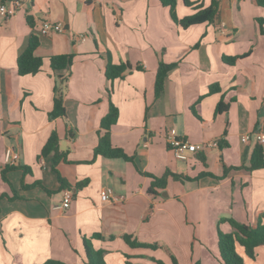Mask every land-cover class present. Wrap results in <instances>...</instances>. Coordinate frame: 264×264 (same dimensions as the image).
Here are the masks:
<instances>
[{"label":"crops","instance_id":"crops-1","mask_svg":"<svg viewBox=\"0 0 264 264\" xmlns=\"http://www.w3.org/2000/svg\"><path fill=\"white\" fill-rule=\"evenodd\" d=\"M190 1H177L178 19L194 13L195 3H211ZM21 2L14 15H0V264L49 258L82 264L83 239L103 251L107 264H172V256L178 264H221L218 229L232 228L219 219L254 226L264 212V168H230L248 165L257 143L264 147L255 137L264 135V33L257 21L264 19V7L255 0H217L212 21L182 27L159 0ZM43 20L60 21L65 31L42 35ZM31 34L38 36L42 66L20 75L16 60ZM58 54L73 58L54 72L49 57ZM227 57L237 58L229 64ZM160 61L176 65L156 96ZM108 62L130 68L108 79ZM59 74L67 76L65 114L50 118ZM212 86L217 90L209 92ZM221 100L227 108L218 111ZM110 102L118 110L110 141L132 161L94 154ZM52 131L65 155L56 169L50 156H39ZM168 132L218 146L179 160L166 144ZM7 148L18 153L12 165L4 162ZM224 167L230 169L219 178ZM167 169L190 178L210 175L184 181L168 176L164 187L150 192L153 178ZM59 176L72 192L66 209L53 208L62 199ZM80 181L86 182L77 188ZM107 188L123 198L102 201ZM124 234L157 246L132 247ZM236 250L245 264H264V244L254 258L239 245Z\"/></svg>","mask_w":264,"mask_h":264},{"label":"trees","instance_id":"trees-1","mask_svg":"<svg viewBox=\"0 0 264 264\" xmlns=\"http://www.w3.org/2000/svg\"><path fill=\"white\" fill-rule=\"evenodd\" d=\"M160 3L164 6L169 7L170 15L173 21L180 24L182 27H188L193 24L202 23L205 21H212L216 14L218 8L217 0H211V3L208 6H202L200 3H195L194 13L184 16L182 18L176 17L175 6L178 0H159ZM186 6L193 5L194 2L190 0H182ZM256 3L264 7V0H255ZM259 23L260 32L264 33V19L257 18ZM39 46V39L36 34H31L29 38V42L25 50L20 53L17 57V71L20 75L25 74H35L41 69L42 66V57L36 54V50ZM73 55L71 54H58L52 55L49 57V63L51 69L55 71L62 70L66 68L72 62ZM237 57H227L225 61L229 64L233 63ZM176 63H164L162 61L159 62V66L156 70L155 80H154V93L155 95H159L163 91L164 80L168 73V71L173 68ZM130 68L128 63H119L112 64L111 62L107 63L105 74L108 79H113L122 75V73ZM67 76L65 75H56L55 76V85H54V99H53V107L49 112L50 118H56L59 116H64L65 114V106H64V90L66 88ZM217 90L216 86H212L209 89V92H213ZM227 108V104L223 103V101H219L216 109L218 111L225 110ZM118 115L117 108L110 102L108 112L101 118L100 121V129L97 131L98 140L97 144L94 148L95 155H101L107 158H122L126 161H132L133 157L127 155L123 149L119 147H115L112 145L110 141V127L116 121ZM59 137L56 131H52L47 141L43 145L40 157L50 156L53 160V168L56 169V164L60 160L65 159V155L62 151L58 149ZM197 157L202 161L204 165L205 157L202 153L198 154ZM8 165V164H7ZM13 166H7L6 169L12 168ZM245 168L247 170H254L259 168H264V147L262 144L257 143L252 151L249 158L248 165H242L240 167H230L231 169ZM224 167L223 174L219 177L222 178L228 169ZM6 169L2 170V178L7 181L4 176ZM209 174V172H201L194 178L181 176L177 173H173L170 170H166L161 177H154L151 182V186L149 187L150 192H154V187H164L166 183V179L168 176H172L173 179L184 181V180H195L201 176ZM61 185V189L69 188L68 183L62 178L58 177ZM86 181H80L76 183V187L79 188L85 184ZM25 186V185H24ZM12 191L14 189L12 188ZM13 198V196L11 197ZM264 212L258 215L257 223L254 226L249 224L240 222L232 217H221L219 222H228L231 226L232 231L230 232H222L218 229L217 234V247H218V255L221 264H245L242 256L237 252L236 246L239 245L243 248V252L246 256L250 258H254L256 247L264 244ZM99 235H96V237ZM99 238V237H98ZM123 240L132 247H151L156 248L157 245L150 244L146 242L138 241L132 235L124 234L122 236ZM84 245V253H85V261L82 264H107L103 251L100 249H95L89 239H83ZM172 258V264H178L176 258L174 256ZM158 264H164L163 262L157 260ZM39 264H68L65 261L60 259L49 258ZM126 264H131L130 261H126ZM194 264H200L199 261H196Z\"/></svg>","mask_w":264,"mask_h":264},{"label":"built area","instance_id":"built-area-1","mask_svg":"<svg viewBox=\"0 0 264 264\" xmlns=\"http://www.w3.org/2000/svg\"><path fill=\"white\" fill-rule=\"evenodd\" d=\"M22 5L21 0H11L7 3H0V15L3 17H10L15 14L16 10ZM39 33L42 35H48L52 32H64V24L60 21L52 22L49 20H43L40 22L38 29ZM256 140L259 142H264V135L257 133L255 135ZM249 135H242L243 141L249 140ZM166 144L171 150L173 156L176 159L186 161L189 158L190 153H195L202 151L209 147H217L218 142L216 140H210L204 143H192L188 139L179 137L173 132H168L166 135ZM18 158V153L13 151L11 148H7L5 151L4 162L6 164L12 165ZM102 201H117L123 198L122 195H118L112 191V189L107 188L103 190L100 194ZM72 199V192L69 189L63 190L62 199L59 203L53 206L54 209H66L69 207Z\"/></svg>","mask_w":264,"mask_h":264},{"label":"water","instance_id":"water-1","mask_svg":"<svg viewBox=\"0 0 264 264\" xmlns=\"http://www.w3.org/2000/svg\"><path fill=\"white\" fill-rule=\"evenodd\" d=\"M163 195H166V193H165V194H163Z\"/></svg>","mask_w":264,"mask_h":264}]
</instances>
